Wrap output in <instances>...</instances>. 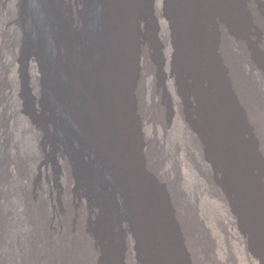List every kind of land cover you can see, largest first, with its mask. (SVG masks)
<instances>
[{
    "label": "bare ground",
    "instance_id": "bare-ground-1",
    "mask_svg": "<svg viewBox=\"0 0 264 264\" xmlns=\"http://www.w3.org/2000/svg\"><path fill=\"white\" fill-rule=\"evenodd\" d=\"M10 1L0 264H264V0Z\"/></svg>",
    "mask_w": 264,
    "mask_h": 264
},
{
    "label": "rangeland",
    "instance_id": "rangeland-1",
    "mask_svg": "<svg viewBox=\"0 0 264 264\" xmlns=\"http://www.w3.org/2000/svg\"><path fill=\"white\" fill-rule=\"evenodd\" d=\"M62 1L64 4L65 15L67 16V17L65 16L66 20H68V23L71 27L73 26L72 29L75 34V37L79 40L80 31L77 30V27L74 25V15H75V11H77L79 8V3L81 0H62ZM38 2H40V0H35V4L33 3V5H36V3ZM33 5L31 4V0H11L6 7V11L10 15L18 14L19 17L16 21H18V23L22 25L26 31L30 32L32 30V25H31L32 22L29 18L32 16L37 17L36 10L38 9L36 8L37 6H33ZM43 54H44L45 64L48 67V71L51 72V65H52L51 60L53 59V57L51 56L49 49L44 48ZM19 96H20L19 100L20 102H22L23 105H26L29 102L30 99L29 94L26 93V91L24 90L20 91ZM45 173L46 175L49 176V174H51L52 172L47 171Z\"/></svg>",
    "mask_w": 264,
    "mask_h": 264
}]
</instances>
